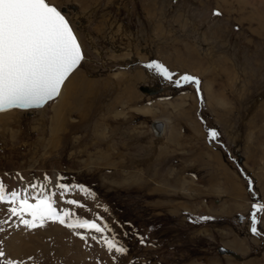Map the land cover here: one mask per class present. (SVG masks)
<instances>
[{
    "label": "rangeland",
    "instance_id": "obj_1",
    "mask_svg": "<svg viewBox=\"0 0 264 264\" xmlns=\"http://www.w3.org/2000/svg\"><path fill=\"white\" fill-rule=\"evenodd\" d=\"M48 2L68 18L84 59L43 106L0 111V182L30 203L51 195L56 210L70 215L63 225L28 228L11 216L10 202H0L7 258L264 264V210L260 234L250 231L252 205L264 209V0ZM151 61L173 81L197 77L199 93L164 79L147 67ZM70 83L67 126L52 141ZM74 219L109 230L69 229ZM105 237L127 251L110 252Z\"/></svg>",
    "mask_w": 264,
    "mask_h": 264
},
{
    "label": "snow or ice",
    "instance_id": "obj_2",
    "mask_svg": "<svg viewBox=\"0 0 264 264\" xmlns=\"http://www.w3.org/2000/svg\"><path fill=\"white\" fill-rule=\"evenodd\" d=\"M218 15L219 13H214ZM84 59L82 46L74 34L70 22L58 8L48 0H0V111L13 108H36L57 97L62 86ZM148 68H154L164 79L175 86L193 84L200 91V80L184 74L173 81V74L162 64L151 61ZM212 139L217 137L213 129L209 131ZM5 184L0 182V202H10V214L20 218L28 228L43 227L46 221L66 223L69 212L61 215L53 206L51 195L43 192L30 203L27 196H21L12 189L5 191ZM36 188L37 185H32ZM62 191H70L65 184H59ZM86 191L83 185L78 186ZM70 204L77 201L71 200ZM264 209L254 203L250 213L253 234L259 235L258 214ZM27 213L31 219H24ZM203 219H208L204 217ZM69 229H94L103 233L109 229L94 220L74 219L67 222ZM79 234V233H77ZM81 239H85L81 236ZM96 239L95 236L92 237ZM143 243V239L141 240ZM107 249L116 253H125L127 249L118 246L114 238H104ZM0 264H23L7 258L0 249Z\"/></svg>",
    "mask_w": 264,
    "mask_h": 264
},
{
    "label": "bare ground",
    "instance_id": "obj_3",
    "mask_svg": "<svg viewBox=\"0 0 264 264\" xmlns=\"http://www.w3.org/2000/svg\"><path fill=\"white\" fill-rule=\"evenodd\" d=\"M71 86L72 84H67V86L63 89V92H62V99H61V102L58 106V108L55 110L54 112V117H53V122H54V125L52 126L51 128V132H52V138L51 140L53 141L55 139V134H56V131H58L59 129H61L62 127H66L67 126V121H66V117L64 116L65 114L67 113H63V108L67 107L68 108V104L66 103V98L69 97L70 98V93L72 92L71 91ZM73 87V86H72ZM73 90V89H72ZM59 96V95H58ZM63 106V107H62ZM61 107V108H60ZM60 108V109H59ZM84 115V113H83ZM81 117H79L80 119ZM81 120V119H80ZM159 127L158 130L160 133L163 128H164V125H158Z\"/></svg>",
    "mask_w": 264,
    "mask_h": 264
},
{
    "label": "water",
    "instance_id": "obj_4",
    "mask_svg": "<svg viewBox=\"0 0 264 264\" xmlns=\"http://www.w3.org/2000/svg\"><path fill=\"white\" fill-rule=\"evenodd\" d=\"M50 4H52V3H50ZM52 5H54V4H52ZM55 6V5H54ZM57 7V6H56ZM58 8V7H57ZM58 10H60L59 8H58ZM61 12H62V10H60ZM62 14L65 16V14L62 12ZM66 17V16H65ZM66 19H67V17H66ZM68 20V19H67ZM70 26H71V24H70ZM72 27V26H71ZM74 34H75V32H74ZM76 35V34H75ZM79 41V40H78ZM142 88L143 89H145V90H147V91H153L154 89L152 88V87H150V86H148V85H145V84H143L142 85Z\"/></svg>",
    "mask_w": 264,
    "mask_h": 264
}]
</instances>
